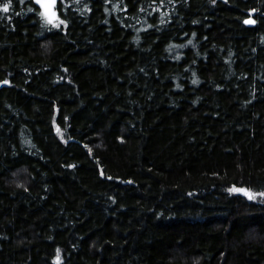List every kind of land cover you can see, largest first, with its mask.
<instances>
[{
  "label": "trees",
  "instance_id": "trees-1",
  "mask_svg": "<svg viewBox=\"0 0 264 264\" xmlns=\"http://www.w3.org/2000/svg\"><path fill=\"white\" fill-rule=\"evenodd\" d=\"M6 3L0 264H264V0Z\"/></svg>",
  "mask_w": 264,
  "mask_h": 264
},
{
  "label": "snow or ice",
  "instance_id": "snow-or-ice-1",
  "mask_svg": "<svg viewBox=\"0 0 264 264\" xmlns=\"http://www.w3.org/2000/svg\"><path fill=\"white\" fill-rule=\"evenodd\" d=\"M11 0H9V3ZM19 2L22 4L23 0H19ZM31 3V0H29ZM35 3L39 5L40 9L42 11L39 12V15L42 16L45 20L46 24L53 25L54 27H59L62 24H65V21L62 19H59L58 13L56 11V5L57 0H35ZM0 10L4 12L9 11V4H3L0 5ZM255 21L252 20H246L245 23H254ZM230 192H242L244 195H246L249 199H253L255 195H261L264 196V192L262 193H252L249 189L246 188H236L233 186L229 189Z\"/></svg>",
  "mask_w": 264,
  "mask_h": 264
},
{
  "label": "water",
  "instance_id": "water-1",
  "mask_svg": "<svg viewBox=\"0 0 264 264\" xmlns=\"http://www.w3.org/2000/svg\"><path fill=\"white\" fill-rule=\"evenodd\" d=\"M59 2H60V0H57V5H56V9H57V6H58ZM37 5H38V4H37ZM38 6H39V5H38Z\"/></svg>",
  "mask_w": 264,
  "mask_h": 264
}]
</instances>
